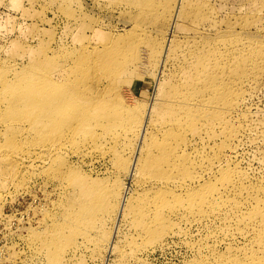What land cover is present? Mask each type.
<instances>
[{
	"label": "rangeland",
	"instance_id": "1",
	"mask_svg": "<svg viewBox=\"0 0 264 264\" xmlns=\"http://www.w3.org/2000/svg\"><path fill=\"white\" fill-rule=\"evenodd\" d=\"M0 264H264V0H0Z\"/></svg>",
	"mask_w": 264,
	"mask_h": 264
},
{
	"label": "bare ground",
	"instance_id": "2",
	"mask_svg": "<svg viewBox=\"0 0 264 264\" xmlns=\"http://www.w3.org/2000/svg\"><path fill=\"white\" fill-rule=\"evenodd\" d=\"M218 68H219V67H218ZM218 68H217V69H218ZM225 124H226V123H225Z\"/></svg>",
	"mask_w": 264,
	"mask_h": 264
}]
</instances>
